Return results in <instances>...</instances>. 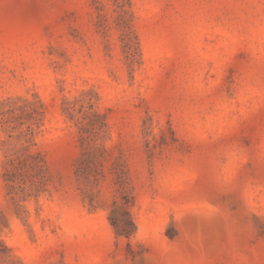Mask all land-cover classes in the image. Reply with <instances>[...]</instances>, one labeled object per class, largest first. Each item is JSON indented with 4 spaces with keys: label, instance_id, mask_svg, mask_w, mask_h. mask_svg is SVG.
<instances>
[{
    "label": "rangeland",
    "instance_id": "rangeland-1",
    "mask_svg": "<svg viewBox=\"0 0 264 264\" xmlns=\"http://www.w3.org/2000/svg\"><path fill=\"white\" fill-rule=\"evenodd\" d=\"M0 264H264V0H0Z\"/></svg>",
    "mask_w": 264,
    "mask_h": 264
},
{
    "label": "trees",
    "instance_id": "trees-1",
    "mask_svg": "<svg viewBox=\"0 0 264 264\" xmlns=\"http://www.w3.org/2000/svg\"><path fill=\"white\" fill-rule=\"evenodd\" d=\"M114 225H115V223H114ZM130 226L131 227H133V223L131 222V224H130ZM127 229H129V228H126L124 231H125V233H128V230ZM119 232V231H118Z\"/></svg>",
    "mask_w": 264,
    "mask_h": 264
}]
</instances>
